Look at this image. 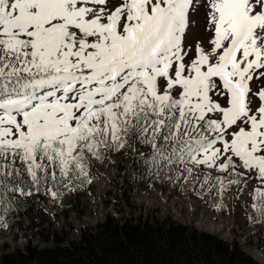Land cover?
Here are the masks:
<instances>
[{"label": "snow or ice", "instance_id": "snow-or-ice-1", "mask_svg": "<svg viewBox=\"0 0 264 264\" xmlns=\"http://www.w3.org/2000/svg\"><path fill=\"white\" fill-rule=\"evenodd\" d=\"M133 143L264 217V0H0V226Z\"/></svg>", "mask_w": 264, "mask_h": 264}, {"label": "rangeland", "instance_id": "rangeland-1", "mask_svg": "<svg viewBox=\"0 0 264 264\" xmlns=\"http://www.w3.org/2000/svg\"><path fill=\"white\" fill-rule=\"evenodd\" d=\"M188 39L206 44L203 17ZM144 153L133 143L93 160L91 183L67 192L58 203L43 195L23 198L6 217L7 227L0 226V255L30 242L53 245L57 234L63 244L78 240L83 228L94 230L111 215L121 220L142 217L172 222L212 233L237 242L264 264V217L254 216L247 194L233 187L216 199L215 191H193L190 184L169 179L166 169L151 174L145 166L139 167Z\"/></svg>", "mask_w": 264, "mask_h": 264}, {"label": "trees", "instance_id": "trees-1", "mask_svg": "<svg viewBox=\"0 0 264 264\" xmlns=\"http://www.w3.org/2000/svg\"><path fill=\"white\" fill-rule=\"evenodd\" d=\"M142 157L138 166L155 171L151 157L146 152ZM56 239L53 245L30 242L3 252L0 264H260L237 242L142 217L121 220L110 215L94 230L83 228L78 240L63 244L58 234Z\"/></svg>", "mask_w": 264, "mask_h": 264}]
</instances>
